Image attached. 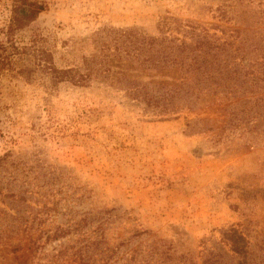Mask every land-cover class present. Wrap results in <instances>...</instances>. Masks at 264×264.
Returning <instances> with one entry per match:
<instances>
[{"label": "rangeland", "instance_id": "obj_1", "mask_svg": "<svg viewBox=\"0 0 264 264\" xmlns=\"http://www.w3.org/2000/svg\"><path fill=\"white\" fill-rule=\"evenodd\" d=\"M41 1L18 38L32 49L0 75V264H79L78 253L90 264H201L236 228L228 249L248 257L264 235V129L254 142L250 125L227 123L232 105L264 92L203 93L161 120L124 80L170 87L183 75L117 59L114 46L118 30L158 36L165 17L223 39L264 33V0ZM12 3L0 0V42ZM50 67L92 73L77 86Z\"/></svg>", "mask_w": 264, "mask_h": 264}, {"label": "trees", "instance_id": "obj_2", "mask_svg": "<svg viewBox=\"0 0 264 264\" xmlns=\"http://www.w3.org/2000/svg\"><path fill=\"white\" fill-rule=\"evenodd\" d=\"M46 9V3L41 0H13L5 40L0 42V75L5 69H13L21 55L32 49L20 45L19 33ZM158 26V36L139 37L136 29L118 30L117 37L122 40L114 46V57L121 60L124 55L147 70L177 68L183 75L178 86L170 87L124 80L125 90L132 100L148 107L163 108L157 114L161 120L179 112L182 104H193L203 93L234 99L264 92V33L246 34L235 30L230 39H223L199 25L182 23L170 17L163 18ZM101 53L106 56L105 50ZM34 56L38 59V66L41 63H44L42 67L48 66L45 65L49 61L48 54L41 51ZM47 69L56 80H66L77 86L86 85L92 73L88 70L81 74L72 68L58 72L51 67ZM22 73L25 76L31 74L27 69ZM228 114L229 127L250 125L247 132L255 131L251 138L254 142L260 140L264 129V95L238 101L230 107ZM242 231L240 228L225 230L201 264H261L264 255L260 258L258 252H264V235L259 242H254L253 248L251 244L246 246L248 257L228 249L234 247L232 238L242 236ZM78 256L79 264H90L84 255L78 253Z\"/></svg>", "mask_w": 264, "mask_h": 264}]
</instances>
